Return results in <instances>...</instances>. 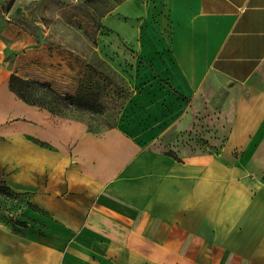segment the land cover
Masks as SVG:
<instances>
[{
  "label": "crops",
  "instance_id": "0c3cea01",
  "mask_svg": "<svg viewBox=\"0 0 264 264\" xmlns=\"http://www.w3.org/2000/svg\"><path fill=\"white\" fill-rule=\"evenodd\" d=\"M144 12L167 82L219 107L218 152L176 158L121 126L91 130L0 69V179L36 206L0 223V264H264V0Z\"/></svg>",
  "mask_w": 264,
  "mask_h": 264
},
{
  "label": "rangeland",
  "instance_id": "374dc122",
  "mask_svg": "<svg viewBox=\"0 0 264 264\" xmlns=\"http://www.w3.org/2000/svg\"><path fill=\"white\" fill-rule=\"evenodd\" d=\"M149 2L0 0V69L37 103L92 130L121 126L176 158L218 152L219 107L167 82L143 19ZM29 206L28 193L0 187L1 224L25 222Z\"/></svg>",
  "mask_w": 264,
  "mask_h": 264
},
{
  "label": "trees",
  "instance_id": "16d2710c",
  "mask_svg": "<svg viewBox=\"0 0 264 264\" xmlns=\"http://www.w3.org/2000/svg\"><path fill=\"white\" fill-rule=\"evenodd\" d=\"M17 80H20V81H23V80H21V79H19L18 77H16L15 75L14 76H12L11 77V79H10V81H9V84H10V88L14 91V92H16V94L18 95V96H20L23 100H25L26 102H28V103H31V104H36V105H39V106H42V107H45V108H47V109H49L50 111H52L53 113H57L56 111H54L53 110V108H48V107H46V106H44L43 104H40V103H37L34 99H32L30 96H28V95H26L23 91H22V89H20V88H18L17 86H16V81ZM58 114V113H57ZM92 130V129H91ZM261 180L264 182V175H262L261 176ZM7 186V187H9L10 189H12V187L5 181V180H3V179H0V187L1 186ZM15 191V190H14ZM29 208H36V206L33 204V203H31V201H30V206H29ZM20 225H26V222H21V223H19Z\"/></svg>",
  "mask_w": 264,
  "mask_h": 264
}]
</instances>
